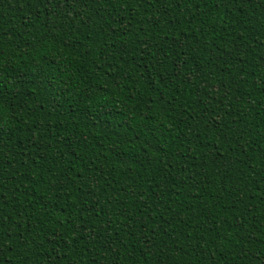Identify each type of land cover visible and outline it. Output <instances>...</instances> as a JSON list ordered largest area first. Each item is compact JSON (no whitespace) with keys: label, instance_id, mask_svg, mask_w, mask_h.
I'll return each instance as SVG.
<instances>
[{"label":"trees","instance_id":"obj_1","mask_svg":"<svg viewBox=\"0 0 264 264\" xmlns=\"http://www.w3.org/2000/svg\"><path fill=\"white\" fill-rule=\"evenodd\" d=\"M0 264H264V0H0Z\"/></svg>","mask_w":264,"mask_h":264}]
</instances>
